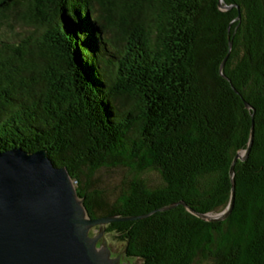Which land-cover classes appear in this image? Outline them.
<instances>
[{
  "label": "trees",
  "instance_id": "trees-1",
  "mask_svg": "<svg viewBox=\"0 0 264 264\" xmlns=\"http://www.w3.org/2000/svg\"><path fill=\"white\" fill-rule=\"evenodd\" d=\"M218 2L0 0V152L45 150L90 218L176 203L105 225L137 264H264V0Z\"/></svg>",
  "mask_w": 264,
  "mask_h": 264
},
{
  "label": "water",
  "instance_id": "water-1",
  "mask_svg": "<svg viewBox=\"0 0 264 264\" xmlns=\"http://www.w3.org/2000/svg\"><path fill=\"white\" fill-rule=\"evenodd\" d=\"M221 2H218L220 9L231 8ZM227 56L228 53L219 65L222 76ZM251 143L252 128L248 146L236 153L229 168L231 191L227 206L215 214L192 211L197 217L213 222L225 219L230 213L233 166L236 160H245ZM83 200L78 197L66 168L55 166L45 150L28 152L13 148L0 152V264H122L119 263L122 252L109 258L103 239L104 226L114 221L145 218L176 205L140 216L90 218ZM95 225L99 226V233L90 237L89 229ZM100 237L102 242L96 246ZM127 264H130L128 260Z\"/></svg>",
  "mask_w": 264,
  "mask_h": 264
},
{
  "label": "rangeland",
  "instance_id": "rangeland-1",
  "mask_svg": "<svg viewBox=\"0 0 264 264\" xmlns=\"http://www.w3.org/2000/svg\"><path fill=\"white\" fill-rule=\"evenodd\" d=\"M12 24V23H11ZM13 32H22L23 30H29L24 25L19 24L17 22H13ZM9 27L5 24L0 26V36L3 34L9 35L10 33ZM126 176V171L123 169H104L95 173L93 176L94 185L96 187L100 186L101 188H105L106 192L109 196H114L119 191L120 181ZM143 178L147 180L150 185H155L159 183V178L153 171H147L143 174ZM101 230H103V225L101 226ZM99 233V226L95 225L89 229L88 235L90 237H94ZM103 239L105 240L106 248L108 249L110 255L109 258H115L120 254L119 263L127 264V260L130 264L139 263L138 260L133 258H128L124 255V244L123 242L117 240L113 233L105 232V226L103 230ZM102 237L96 240V246L101 244Z\"/></svg>",
  "mask_w": 264,
  "mask_h": 264
}]
</instances>
